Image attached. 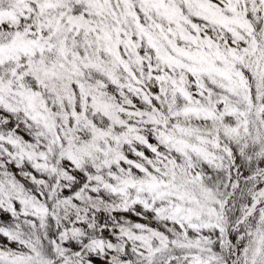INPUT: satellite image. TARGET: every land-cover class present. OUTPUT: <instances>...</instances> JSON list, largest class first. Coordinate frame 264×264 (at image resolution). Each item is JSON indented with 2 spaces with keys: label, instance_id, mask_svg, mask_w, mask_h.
<instances>
[{
  "label": "snow or ice",
  "instance_id": "snow-or-ice-1",
  "mask_svg": "<svg viewBox=\"0 0 264 264\" xmlns=\"http://www.w3.org/2000/svg\"><path fill=\"white\" fill-rule=\"evenodd\" d=\"M0 264H264V0H0Z\"/></svg>",
  "mask_w": 264,
  "mask_h": 264
}]
</instances>
